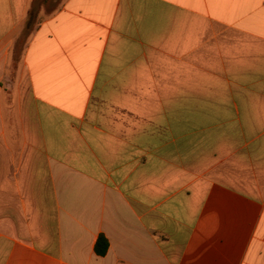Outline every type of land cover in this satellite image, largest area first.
<instances>
[{
    "label": "crops",
    "instance_id": "obj_1",
    "mask_svg": "<svg viewBox=\"0 0 264 264\" xmlns=\"http://www.w3.org/2000/svg\"><path fill=\"white\" fill-rule=\"evenodd\" d=\"M0 264H264V0H0Z\"/></svg>",
    "mask_w": 264,
    "mask_h": 264
},
{
    "label": "trees",
    "instance_id": "obj_2",
    "mask_svg": "<svg viewBox=\"0 0 264 264\" xmlns=\"http://www.w3.org/2000/svg\"><path fill=\"white\" fill-rule=\"evenodd\" d=\"M108 248V241L104 236H99L96 245H95V251L98 255H104Z\"/></svg>",
    "mask_w": 264,
    "mask_h": 264
}]
</instances>
